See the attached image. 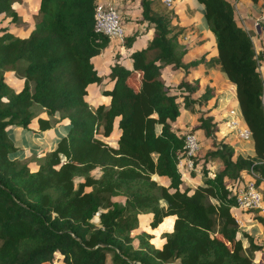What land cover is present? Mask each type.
I'll use <instances>...</instances> for the list:
<instances>
[{
  "label": "trees",
  "instance_id": "trees-1",
  "mask_svg": "<svg viewBox=\"0 0 264 264\" xmlns=\"http://www.w3.org/2000/svg\"><path fill=\"white\" fill-rule=\"evenodd\" d=\"M18 1L0 0V264H53L56 254L63 264H105L107 256L110 264H264V241L244 231L231 212L245 178L264 196V54L236 23L230 0H197L216 54L190 59L173 9L138 0L137 21L151 27V38L129 54L130 68L119 61L109 66L112 84L102 91L109 103L93 108L85 88L101 77L91 58L109 42L94 29L96 0H39L23 37L1 25L5 18L9 25L20 22L12 7ZM165 67L182 73L175 85L162 79ZM207 68L224 74L250 131L241 141L245 155L234 152L232 134L216 137L219 121L210 110L217 95L201 80ZM6 71L21 77L19 90L5 80ZM34 104L47 115L37 119L39 131L57 112L68 129L54 149L38 151L30 168L13 157L19 148L8 129L29 130ZM195 105L208 112L187 131L175 127ZM116 117L120 135L112 146L103 137ZM186 133L199 145L188 171L199 175L194 187L183 186L177 167ZM152 175L165 177L166 185ZM245 212L264 235V216ZM143 213L151 218L141 226Z\"/></svg>",
  "mask_w": 264,
  "mask_h": 264
},
{
  "label": "crops",
  "instance_id": "crops-1",
  "mask_svg": "<svg viewBox=\"0 0 264 264\" xmlns=\"http://www.w3.org/2000/svg\"><path fill=\"white\" fill-rule=\"evenodd\" d=\"M96 2L113 5L116 9L119 10V12H121L123 18L126 20L125 21L126 26H128V27L123 28L124 29V37H123L122 43H119L117 40H110L108 42L107 46L105 48H103L98 55L93 56L91 58V62L93 64L94 69L96 70L97 74L101 77L100 83H89V84H87V86L85 88L86 94L84 95V100L92 108L97 106V105L107 106L109 103V96L102 93V91L104 89H109L111 84H112L110 78L108 77L109 66L112 65L115 61H119L125 68H130L131 67V60L129 58V54L132 51L139 50L140 48L144 47L146 42L151 38V35H152V29L150 26L146 25V23H139L137 21L139 24L136 25L133 29L131 28V24L129 25V21L133 18L132 17L133 14L131 13V10H130V3L131 2L129 0H126V1L96 0ZM171 2L174 4L175 8H179V10L181 11L180 5H177V3H181L180 0H173ZM134 3H135V7L137 8V11H138V13L136 15L137 19H138L139 15H140V9H139V5H138L139 2L137 0ZM24 4H25L24 1L22 2V4H20L19 2H14L12 4L13 9L17 11L16 13L20 14L19 15L20 21H27L28 17H30V18L33 17L31 14H28L27 9H25L23 7ZM19 5H21V10H18L16 7ZM188 5H189L188 8H190V10H188V11L191 14L190 15L191 20L194 19L193 18L194 16H197L198 20H197V25H195V28H197V30H199V32L201 33L204 29H207V26L205 25V22L203 20L200 5L197 2V0H189L185 4V7H184V5H183V7L186 9L187 8L186 6H188ZM37 8H38V3H37L36 9L33 12V15L36 14ZM191 9H193V10H191ZM173 11H174V14L176 15V20L180 19L179 12L175 11L174 9H173ZM182 13H185L183 9H182ZM176 20H174V23L177 22ZM142 24H145L148 28L145 31V33L141 29ZM1 25L6 26L10 32H12L15 35L20 36V37L25 36L26 33L28 32V30L31 28L30 27L29 29H27V26H26L24 29L21 28V30L19 31V25L18 24H16L15 27H11V25H9V18H5L4 20H2ZM12 26H14V25H12ZM255 32L258 35L260 33V30L257 26H256ZM133 34L135 35L134 40L132 41V43L129 47H126L124 44L125 39L127 37L133 35ZM188 51H189V49H188ZM203 53H205L206 58L209 56L215 55L216 49H215L214 43H213V48H212L210 53H206L205 51ZM187 54H188V52H187ZM7 72H11V71H7ZM181 74H182L181 72L175 71V74L172 76L173 77L172 81L175 82V81L179 80V78L181 77ZM200 74H201L200 72L195 73L196 76L200 75ZM216 74L219 76L223 75V73H221V72H219L213 68H207L206 73L204 76L201 77V80L203 83L207 82L209 85L213 86L211 84L210 80H212V78ZM11 80L13 82L11 84V86H13V88H15V90H19L21 85H22V79L13 76ZM223 80H224V77H223ZM213 88H214L215 94L217 95V93H216L217 89L214 86H213ZM224 96L225 95L223 93H220L217 96L220 99L219 100L220 102H224L226 100V99L224 100ZM230 97L232 98L231 94H230ZM32 108L35 109V112H34L35 116L31 119L30 123L28 124L29 130L22 129L20 126H11L8 130V133L10 134L12 140L14 141V143L19 148V150H17L13 154V157L20 158L21 160L28 153L37 154L40 149H45L47 151L54 149L56 147L57 141L62 136H65L67 129H68V120L66 118H59V113L57 112L51 118V119H53V123L51 124V126L45 130L39 131L37 119L39 117L47 118V115L42 111V109H38L35 104L33 105ZM117 120H118V118L116 117L113 121V127H112V131L110 132V134L106 137H103V140H105L108 144H110L112 146L115 145V142L120 135V130L117 128ZM178 128L180 129V127H178ZM159 130H160L159 126H157L155 128V131L158 133ZM98 133H100V128L98 129ZM184 174L185 175L182 176L183 186L194 187L197 183H200L198 174H195L194 177L189 176L187 172H184ZM151 178H153L159 184H162V185H166V183H167V179L165 177H158L156 175H152ZM160 181L163 183H161ZM162 205H164L163 202H162ZM231 212H232L233 216L235 217L238 225L241 228H244L243 229L244 231L246 230L251 235L254 233L252 235L253 237L264 241V235L261 231L260 225L259 226L254 225L257 223H255V222L251 223V221H249L247 223L246 222L242 223L241 219L243 217H237L236 214L239 213L242 216L243 213L240 210H236L233 208L231 209ZM140 216H143L145 219V222L143 224L140 223ZM150 218H151L150 213L139 214L138 215L139 224L141 226L146 225L149 222ZM165 218L170 219V216H167ZM244 225H246V226H244ZM161 243H162V239L159 238V244H161ZM254 264H257L256 260L254 261Z\"/></svg>",
  "mask_w": 264,
  "mask_h": 264
},
{
  "label": "rangeland",
  "instance_id": "rangeland-1",
  "mask_svg": "<svg viewBox=\"0 0 264 264\" xmlns=\"http://www.w3.org/2000/svg\"><path fill=\"white\" fill-rule=\"evenodd\" d=\"M23 1L25 2L23 7L25 9H27L28 14H31L32 16H34L35 14L33 15V12H34V10L37 7L38 0H19L18 2L20 4H22ZM121 1H126V0H121ZM129 1L131 2L130 3V10H131V13L133 14V16H132L133 18L129 21V25L131 24V28L133 29L136 25L139 24L137 22V20H136L137 19L136 15H137L138 11H137V8L135 7V3H134L137 0H129ZM156 1H158V4H160L159 6H161V7H163V6L171 7L175 11L179 12L181 20L177 19L176 21H177L178 25H181V26L184 27V31L182 33V41L189 49L188 54L185 56L186 59L197 58L204 51L206 53H210L211 52V50L213 48V43H214L213 36L207 29H204L200 33L199 30H197V28H195V25H197V20H198L197 16H194L193 17L194 19L191 20V17H190L191 14L188 11V10H190V8H188L189 5L186 6L187 7L186 9L184 8L185 4L189 0H180L181 3H177V5H180L181 11L179 10V8H175L174 4L171 2L173 0H170L168 5L164 4V0H156ZM230 2L232 4V6H233L234 19H235L236 23L238 25H240L241 27H244L246 29V31L248 32L249 37H250V39L252 41V44H253V47H254L255 51H257L258 53L259 52H261V53L263 52V54H264V23H262V21L260 20V15L264 11V0H254V1H252V0H230ZM183 5H184V7H183ZM16 7H17L18 10H21V5L16 6ZM182 9L184 10L185 13H182ZM191 10H193V9H191ZM18 15H20V14H18ZM125 21L126 20L123 18L122 14H121L120 22H121V25L123 26V28L124 27H126V28L128 27V26H126V22ZM32 23H33V17H31V18L28 17L27 21H20L18 23L19 31L21 30V28L24 29L26 26H27V29H29L30 27H32L31 26ZM256 26L260 30L259 35L256 34V32H255L256 31ZM11 27H15V25L14 26L11 25ZM141 29L145 33V31L148 28H147V26L145 24H142L141 25ZM259 70H260V73H261V75H262V77L264 79V57L262 58V60L260 62ZM174 74H175V72L172 71L169 67H165V68H163L161 70L162 79L166 83L171 84V85H175L178 82V80L175 81V82L172 81L173 80L172 76ZM223 75L219 76V75L216 74V75H214L212 80H210L211 84L217 89V91H216L217 96L220 93H223L225 95L224 96V100L226 99L224 102H220L219 101L220 99L217 97L216 107L212 108L210 110V113H212V114L215 113L216 114V119L217 120L223 118L224 116H228L226 114V111L231 109L233 106H235L234 105V101H233V94L231 93L232 91H231L230 87L227 84L228 82H224L225 76H223ZM11 76L12 77L15 76L17 78H21L18 74L13 73L12 71L11 72H7L6 71V73L4 74V77H5V80L10 85L13 83L12 80H11L12 79ZM223 77H224V80H223ZM173 92L177 93L176 89H173ZM229 93L232 95V98L230 97ZM262 93H263L262 94V103H263V107H264V85H263ZM211 104H212V100H209L208 101V105H211ZM191 112H188V111L184 110L183 113L180 115V117L174 123V126L177 127V128L180 127V129L182 131H187L189 129V126L192 123L195 122V119L198 116H201V115L207 113L208 109H207V106L195 105ZM225 133H226V131L221 128L219 133L216 135V137H218V138L219 137H223V136L226 137V135H228V134H225ZM230 134H232V133H230ZM232 135H228V136L231 137L230 138V143L233 146L234 152L235 153L241 152L242 155H245V153H246V145H241V140H239L238 138L234 137V135L232 137ZM9 136H10V134H9ZM197 138H198L199 141L200 140L202 141V137H201V134L199 132L197 134ZM201 145H202V150H204V148L206 149L207 145H209V141L207 140L206 144L204 142ZM35 155L36 154L28 153L22 159V161L28 162L30 168H34L35 164L37 162L35 160ZM182 171H184V169H182ZM184 172L188 173V171H184ZM92 175L96 176L97 175V171L93 170L92 171ZM161 183H163V182H161ZM260 189H261V191L264 194V186H260ZM241 212L243 213V215L241 216L239 213H237L236 214L237 217H243L241 219L242 223L243 222H246V223L249 222L248 217H247V213L245 211H243V210ZM94 221H96V220H94ZM144 222H145L144 217L140 216V223L143 224ZM254 225H258V224H254ZM244 226H246V225H244ZM242 229H244V228H242ZM242 229L239 230V233H238L239 237H242V233H243ZM135 242L136 241H134V243ZM155 246H157V245H155ZM257 258H258V254H257L256 259ZM53 264H63L61 262V260H60L59 254H56V258H55ZM105 264H110V257L109 256L106 257ZM253 264H254V262H253Z\"/></svg>",
  "mask_w": 264,
  "mask_h": 264
},
{
  "label": "built area",
  "instance_id": "built-area-1",
  "mask_svg": "<svg viewBox=\"0 0 264 264\" xmlns=\"http://www.w3.org/2000/svg\"><path fill=\"white\" fill-rule=\"evenodd\" d=\"M170 0H164L168 5ZM119 11L111 4L96 2L94 6L93 18L95 31L105 35L109 41L117 40L122 43L124 29L119 18ZM260 20L264 23V11L260 15ZM228 116L219 119L220 129L226 131L225 134L232 133L234 137L241 141L250 139V131L244 124L241 116L236 112L234 106L226 111ZM219 129V131H220ZM199 145L196 136L191 133L184 135L183 155L177 162V167L181 171L193 169L192 157L195 155ZM184 169V171H182ZM233 209L240 211H255L258 215L264 216V196L256 189L254 182L250 178H245L242 184L237 185L235 190V206Z\"/></svg>",
  "mask_w": 264,
  "mask_h": 264
}]
</instances>
